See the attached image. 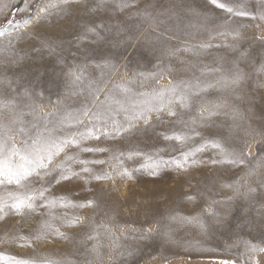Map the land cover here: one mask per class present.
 <instances>
[{"label": "rangeland", "instance_id": "rangeland-1", "mask_svg": "<svg viewBox=\"0 0 264 264\" xmlns=\"http://www.w3.org/2000/svg\"><path fill=\"white\" fill-rule=\"evenodd\" d=\"M48 2L29 0V9L24 11L25 0H0V31H3L0 35V81L5 77L13 81L11 91L6 83H0V90L6 96L16 95L19 105L12 111L0 109V122L8 123L22 111L25 126L30 129L31 123H37L39 130L44 131L43 124L34 120L26 107L30 101L24 96L25 89L34 99V94L42 91L43 96L36 99L42 111L55 110L62 118L66 113L78 115L85 105L95 111V103L90 104L92 92L102 82L111 88L115 83L133 79L128 87L134 92L159 91L170 82L215 84L221 75L230 76L233 62L247 74V79L235 88H207L191 97L193 104L189 108L175 101L177 116H169L165 111L159 114L163 123L158 124V114L153 112L155 128L146 127L141 121L137 128L143 131L118 136L115 140L101 137L99 141L82 142V147H102L109 149L107 152H80L75 145L66 148L55 157V164L62 162L66 154L76 155L78 160L108 161L88 165L95 174L107 170L115 175L123 171L118 162L111 159L114 153L140 151L145 155L121 158L123 167L129 171L139 169L133 171L131 179L117 176L114 180L97 181L85 177L65 181L54 185L51 193L72 202L67 207H37L27 215H10L6 221H0V254L3 257L0 264H9L7 257L53 260L58 264H220L222 260L253 264L257 259L264 261V252L253 253L247 247L248 244L264 247V228L260 226L258 215L264 207V194L258 189L246 198L234 187H228L234 185L239 192L247 193L248 188L256 187L257 178L264 176V152L258 147L264 135V87L258 86L264 83V72L259 71L264 64V47L254 42L256 37L264 35V22L232 16L211 5L210 0H183L192 11L181 12L177 30L174 21L160 15L171 0H135V6L123 12L100 13L113 33L117 26L122 29L119 39L130 37L119 47H106L105 50L117 57L113 62L119 65L118 71L110 75L109 66L97 67L103 61L88 59L93 55L91 37L81 43L75 41L74 33L84 23L76 19V6L63 13L54 10L49 19L39 23L33 19L25 24L34 16L38 3L43 6ZM223 2L236 6L245 0ZM256 4L257 0H247L249 8H255ZM145 9L153 18L165 20V23L156 26L153 19H145ZM6 20L13 23L6 24ZM257 23L260 31L254 27ZM233 30H239L242 38L219 35ZM36 33L42 34L39 39L34 38ZM45 38L57 40L60 46L54 52L42 48L37 53L36 49L41 48L40 40ZM201 44L214 47L200 49ZM232 44L237 48L227 47ZM186 45H191L192 49L185 50ZM177 48L179 52L169 54ZM242 53L247 55L242 57ZM9 60L14 62L7 63ZM216 67H222L223 72L206 70ZM161 70L163 75L158 79L149 78L150 74ZM73 73L81 77L75 84ZM106 92L107 88L98 93L100 101L105 99ZM122 95L117 93V98ZM213 105L225 106L216 110L217 115L208 117V108ZM201 111L206 117L203 120L199 118ZM118 119L123 121V113ZM83 120L84 123L78 125L66 121L63 127L55 120L45 123L54 129L52 135L59 137L69 132H83L85 125L91 127L87 118ZM172 131L182 132L191 139L181 143L165 141L159 135H170ZM14 135L17 145H21L24 137L18 132ZM205 140H218L228 150L248 143L251 155L242 165L212 164V159L225 157L220 150L209 146L196 153L194 158L201 162L186 170L169 164L158 176H152L148 170L140 169L141 164L150 163L148 156L154 159L162 156L168 161L180 151L195 148ZM72 167L79 171L83 165L72 163ZM250 170L251 176L248 175ZM42 183L34 181L33 187L39 188ZM15 190V186H8V191ZM3 191L0 188V193ZM88 200H94L95 205L73 206ZM209 208L223 223H217V217L207 214ZM77 218L80 223H69ZM201 222L206 227L202 228ZM45 223L49 228L41 233L42 239H13L34 237ZM57 229L67 238L56 235ZM149 229L152 230L150 235L147 234ZM248 257L253 259L250 261Z\"/></svg>", "mask_w": 264, "mask_h": 264}, {"label": "snow or ice", "instance_id": "snow-or-ice-1", "mask_svg": "<svg viewBox=\"0 0 264 264\" xmlns=\"http://www.w3.org/2000/svg\"><path fill=\"white\" fill-rule=\"evenodd\" d=\"M42 3V0H41ZM38 3L35 8L34 16L29 17L25 21L27 25L33 19L36 23L43 20L49 19L53 15L55 10L57 13L67 12L73 6H76V19L83 20V25L77 27L74 33L76 43L89 40L92 38V53L93 55L88 56V59H98L103 61V64H98L97 67L107 65L111 69L110 75L118 71V63L113 61L117 59L110 50H105L106 47L113 48L119 47L121 43H124L130 37H125L124 40L119 39L122 29L118 26L115 33L109 28V26L103 22V17L100 15L101 12H123L125 9H131L135 6V0H49L48 3ZM211 5L223 10L232 16L237 17H249L253 21L264 22V0H257L255 8H249L247 6V0L244 3L232 6L228 2L223 0H210ZM29 9V0H25L24 11ZM16 11H20L17 9ZM192 11L190 5H185L183 0H171V3L167 9L160 15L165 16L168 21H174L179 28V21L181 19V12ZM83 13L80 16L79 13ZM13 15L15 13H12ZM143 16L145 19H153L156 26H160L165 23V20H158L152 17L151 12L145 9ZM111 19V15L108 16ZM101 21V22H97ZM13 21L6 20V24H12ZM254 27L260 31V24L257 23ZM175 34V33H174ZM0 35H3V31H0ZM41 33H36V39L41 37ZM220 36L231 35L234 39L242 38V33L239 30H233L232 32H221ZM254 42H258L264 47V35H260L255 38ZM40 49H36L37 53L42 48H48L50 52H54L56 47L60 46L57 40L52 39H41ZM214 47L212 44H201L200 49H210ZM215 47H220L216 45ZM227 47L236 49L237 45H227ZM191 45H186L185 50H191ZM180 49L177 48L174 52H170V55H175ZM87 55V53H85ZM242 57L246 56L247 53H242ZM14 61L9 60L7 63H13ZM209 73L223 72L222 67L207 68ZM230 76L221 75L215 84H204L202 85L199 81L192 83L181 81L179 83L170 82L166 87L161 88L159 91L153 90L152 92L142 91L134 92L128 87L129 84L133 83V79L118 82L108 88L107 83L97 85L92 92L91 103H95V111L85 105L80 113L76 116L72 114H64L61 118L57 111L44 113L42 111V105L36 102V99L43 96V92L33 94L25 89L24 96L29 98L30 103L26 105L29 108L34 120L43 124L44 131L39 130L37 123H31V128L24 125L21 117L24 115L22 111L16 114V118L10 120L8 123L0 122V188L4 189L3 193H0V221H6V218L10 215H27L34 212L37 207L42 208H54L57 205L67 207L70 201L66 202V197H57L52 195L51 188L54 185H60L65 181H72L74 179H83L90 177L91 180L103 181V180H114L117 176L120 178H133V171L139 169H133L129 171L128 168L123 167V160L121 159L125 155L129 159L134 156H144L145 154L140 151H128L119 152L113 154L111 159L116 160L118 165L123 168V171H117L115 175L107 170L102 171L99 174L93 173L92 168L88 167L90 164H106L108 161L105 160H78L76 155H67L65 159L59 164L54 163L55 157L61 152H64L69 146L75 145L80 152L89 153H100L107 152L109 149L102 147H82V142L85 140H96L99 141L101 137L110 138L115 140L118 136H125L133 134L134 131L139 132L144 129L137 128V125L142 121L146 127L155 128L156 125L152 124V113L158 114V124L163 123L159 120V114L167 112L169 116H177V112L174 110V102L179 101L184 108L192 106L193 101L191 97L198 93L206 91L207 88L211 87H238L245 82L247 74L239 67L238 64L233 62L229 69ZM259 71L264 72V64H261ZM171 72V69H169ZM75 79L73 84L78 81L81 77L76 73L72 74ZM138 75L144 76L143 73ZM163 75V71L150 74L149 78L158 79ZM0 83H6L9 91H11V84L13 81L7 77L4 78ZM183 85V86H181ZM259 87H264V83H258ZM105 99L99 100L98 93L104 92ZM117 93H122L120 98H117ZM98 102V103H96ZM57 104L60 101H56ZM225 105H213L208 108L207 116L212 117L218 114L216 110L224 107ZM19 108L17 103L16 95L6 96L5 93L0 90V109H8L9 111ZM215 109V110H214ZM123 113V121H120L118 117ZM83 118H87L91 127L85 125L83 132H69L67 135L53 136L52 132L54 129L49 128L47 123L50 120H55L58 124L63 127L66 121H74L75 124H83ZM201 120L205 119L203 111L199 113ZM18 132L24 137L23 143L17 145L15 141L14 133ZM165 141H180L184 143L191 139V137L183 134L182 132L172 131L170 135L165 133H159ZM199 135V133H196ZM211 146L214 149L220 150V154L225 159H212V164L228 163L232 165H242L245 163L249 155H251L249 149L250 144L245 143L238 149L228 150L223 147L218 140H205L202 144L195 148H189L187 151H180L178 156H172L168 161H165L163 157L154 159L152 156H148L150 163L141 164L140 169L148 170L152 176H158L162 171L163 167H167L169 164L175 165L177 169L186 170V167H191L201 161H197L194 157L196 153L203 152L207 147ZM259 151L264 152V135H261L258 143ZM255 159V157H253ZM72 163H79L83 165L79 171H76L72 167ZM249 176L253 175L250 170ZM43 181L39 188L33 187V182ZM8 186H15V191H8ZM228 187H234L236 192L244 197L250 196L255 193L258 189L264 194V176L258 177L255 188H248L247 193L239 192V188L234 185H228ZM190 199L192 197H189ZM231 199V198H229ZM39 202V203H38ZM217 202H213L215 205ZM94 200H88L87 202H81L79 204H73L74 207H87L94 206ZM207 214L213 217H217V223H223L219 219L218 214L211 208L206 210ZM258 215L261 218L260 226L264 228V207L261 208ZM199 222V221H198ZM69 223L78 224L80 223L79 218L70 220ZM251 224L252 221H249ZM7 227V224H6ZM201 227H206L201 222ZM49 228L48 224L41 226L40 232L34 237H13V239L23 240H40L42 239V232ZM152 230H147V234H151ZM56 235L63 238H67L64 233L56 230ZM90 239L92 237H89ZM146 238V237H145ZM247 247L253 253L264 252V247L259 245L248 244ZM0 258L2 254H0ZM9 264H58L57 261L53 260H36V259H17L15 257H7ZM251 261L253 258L248 257ZM220 264H236L234 260H222ZM253 264H264L262 260H254Z\"/></svg>", "mask_w": 264, "mask_h": 264}]
</instances>
